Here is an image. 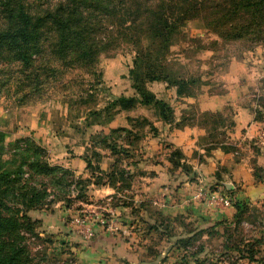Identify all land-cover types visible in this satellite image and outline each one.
<instances>
[{
    "label": "rangeland",
    "instance_id": "obj_1",
    "mask_svg": "<svg viewBox=\"0 0 264 264\" xmlns=\"http://www.w3.org/2000/svg\"><path fill=\"white\" fill-rule=\"evenodd\" d=\"M22 1L29 6L30 12L43 10L46 4L57 2ZM7 2L0 0V30L7 26L8 21L3 14ZM88 7L85 12L90 13V5ZM104 20L97 38L107 47L98 54L92 67L76 63L62 66L54 62L55 73L50 78L47 79L44 72H38L36 76L39 79L31 84L13 54L0 51L1 164L6 165L14 180L18 178L17 172H22L19 181L9 185L11 189L7 194L0 193V214L3 217L17 216L21 224L19 233L23 236L21 246L28 253L30 264H264L262 169L253 170L255 178L262 183L261 190L254 192L251 201H246L243 195L248 205L246 210L237 219L231 217L228 222L226 220L225 228L214 225L199 228L193 223L181 228L176 225L177 218L174 222L159 216L158 219L149 217L152 220L146 221L144 230L136 221L134 227L129 225L131 229L121 220L122 211L115 214L102 208H90V182L100 184L105 179L96 172L99 170L96 162L101 160L100 152L106 149L113 159L108 170H116V175L107 182L117 184L118 188V195L114 194L109 202L129 207L132 218L138 217L139 213V204L131 202L129 195L122 196L133 180V176L125 177L122 173L141 170L135 166L139 160L133 148L152 133L150 125L145 126L139 121L142 117H138L139 125L128 122L131 127L126 129L130 132L128 149L122 147L124 144L120 141L126 134L115 132V129L108 134L97 130L90 135L92 125L114 119L117 113L114 99L129 95L134 82L140 81L148 92L152 84L160 83L169 92L164 102L172 107L171 121L174 122L175 117L180 118L175 127H198L197 146L204 152L198 150L195 156L208 155L218 149L235 151L237 147L228 135L232 107L248 106L252 109L253 106L256 119L261 114L263 118L260 120H264V45L221 39L212 28H206L205 20L197 17L185 21L166 52L158 55L157 46L151 48L148 39L130 38L131 35L118 25L113 28L110 20ZM144 52L151 57L144 56ZM148 61L149 65L151 63L150 71L144 68ZM132 70L134 74L131 77ZM148 71L152 76L158 75L159 79L152 81ZM176 83L184 84L180 95L176 94ZM233 89L239 96L231 107L220 113L222 120L215 117L212 121V116L198 109L197 100L201 95L203 98L212 97ZM135 115L146 116L143 118L148 123L155 118L152 109L137 111ZM138 126L140 128L136 129ZM177 151L179 165L172 170L189 172L191 180H194L193 166L181 162L182 151ZM34 159L41 167L56 169L35 168L31 165ZM66 160H72L74 164ZM78 170L84 172L77 174ZM92 177L94 181H91ZM33 190L37 199L27 206L28 200H24L21 193L27 192L30 197ZM222 193L231 205L234 198ZM141 209L147 208L142 204ZM92 211L114 216L127 230L125 234H111L106 231L97 233L99 228H96L94 236L126 242L134 251L133 256L127 259L110 254L108 250L111 247L102 240L103 246L100 242L93 244L98 252L90 254L92 238L80 237L71 220ZM156 225L161 231L153 230Z\"/></svg>",
    "mask_w": 264,
    "mask_h": 264
},
{
    "label": "trees",
    "instance_id": "obj_2",
    "mask_svg": "<svg viewBox=\"0 0 264 264\" xmlns=\"http://www.w3.org/2000/svg\"><path fill=\"white\" fill-rule=\"evenodd\" d=\"M5 5L3 14L8 22L7 26L0 30V51L13 54L23 72L27 73L31 84L39 79V76H36L38 72H44V76L50 78L55 73L52 67L54 62L62 66L76 63L90 64L92 67L98 54L107 47L97 38V33L103 29L102 19L110 20L113 28L118 25L127 35H131L130 38L148 39L151 48L157 46L158 55L166 52L185 21L197 17L205 20L206 28H212L221 39L245 40L264 45V0H57L56 3L46 4L43 10L36 12H30L29 6L22 0H8ZM89 5L90 13H87L85 11ZM145 55L151 57L149 53L144 52ZM149 62L144 66L147 70L151 67ZM135 67L138 68L137 63ZM149 71L147 75L152 81L159 79L158 75L152 76ZM130 74L132 77L133 70ZM140 84V81L134 82L131 86L134 91L132 96L120 95L114 99V105L117 104L116 111L142 105L156 111L157 116L164 122L171 123V105L157 100ZM176 84V94L180 95L184 84ZM203 114L212 116V121L215 117L222 120L220 113ZM259 116V119H262L261 114ZM140 119L128 118V122L139 125V120L145 126L151 127V122L148 123L145 118ZM180 126L182 125H178ZM138 128L140 127H136ZM114 131L125 133L126 136L121 142L130 145L127 138L130 132L124 128ZM2 141L3 135L0 133V144ZM2 151L3 148L0 147V193L7 194L8 189H11L9 185L17 183L22 172H17L16 180L11 178L12 173L6 165L1 164ZM178 154V151L171 154L173 167L179 165ZM31 165L43 170L56 169L41 167L37 159H34ZM254 170L261 168L255 166ZM222 191L232 197L235 195V191L227 190L225 186H222ZM23 192L21 195L24 200H28L25 205H32V201L37 199V194H34L33 190L29 197L27 192ZM246 203L237 199L232 201L230 206L234 209L233 219L243 214L248 206ZM227 222L223 220L214 226L225 228ZM20 225L17 216L3 217L0 214V264H30L28 253L21 246L23 236L19 233ZM153 230L159 231L156 226Z\"/></svg>",
    "mask_w": 264,
    "mask_h": 264
},
{
    "label": "crops",
    "instance_id": "obj_3",
    "mask_svg": "<svg viewBox=\"0 0 264 264\" xmlns=\"http://www.w3.org/2000/svg\"><path fill=\"white\" fill-rule=\"evenodd\" d=\"M130 90L129 95L123 96H132L134 91L130 92ZM149 90L157 100L167 101L166 95L169 92L165 86L154 83L149 87ZM238 96L239 93H235L234 89L212 97L203 98L201 95L197 100V106L201 113H222L227 107L232 106V102ZM187 103L190 102L187 101ZM180 106L184 105L181 103ZM147 109L150 108L142 105H136L128 110L118 109L112 121L92 125L90 135L97 130L108 134L112 129H131L128 118L146 117L135 115V113ZM154 115L155 118L150 120L152 133L137 148H133V153L139 160L135 166L141 170H126L122 173L125 177L133 176L132 183L130 182L131 186L128 188L131 189L130 192L128 189L124 190L122 196L129 195L131 202L139 204L138 217L135 215L136 217L132 218V214L129 212L130 208L122 206L123 203L111 205L109 202L115 195H118V192L116 193L118 188H116L117 184L107 182L116 175V170H108L113 159L106 149L100 152L101 160L96 162L99 169L96 172L103 175L105 179L100 184L90 182V208H102L115 214H120L119 210L122 211L121 220L127 224V228H131L129 225L134 227L136 221L140 224L141 230H144L146 221H151V218L158 219L159 216L168 217L171 221L177 218L176 225L180 227L185 228L193 223L199 228H207L217 222L230 220L234 214V209L231 206H223L216 202V198L226 197L221 191L222 186L229 184L230 191H235L233 198L243 201H245L243 195L246 196V201L247 199L251 201L254 192L261 190L262 183L253 175V168L256 166L264 170V120L256 119L253 106L252 109L248 106L236 105L234 108L232 107L231 129L228 131V135L237 147L236 150L218 149L211 151L208 155L198 154L195 156L196 151L200 150L197 146V126L175 127V123L179 122L180 118L175 117L174 122L166 123L157 116L156 111H154ZM175 115H177L176 112ZM121 143L124 144L122 147L125 149L130 147L124 142ZM177 150L182 151L181 162L193 166L194 180H191L189 173L172 170L173 165L170 157L172 152ZM200 152L204 151L200 150ZM69 161L72 160H66L67 163ZM72 163L74 164V161ZM82 172L84 171H76L77 174ZM91 181H94L93 177ZM125 198L121 197V199ZM142 204L146 206V210L141 209ZM156 227L160 230L159 226L156 225ZM102 232L103 230L98 229L97 233ZM141 236L145 235L141 234ZM101 240L111 247L108 250L110 254L122 255L127 259L134 255V251L129 248L126 242L106 239L100 235L94 236L90 240V254L98 252L93 246L96 242H100L103 246Z\"/></svg>",
    "mask_w": 264,
    "mask_h": 264
},
{
    "label": "built area",
    "instance_id": "obj_4",
    "mask_svg": "<svg viewBox=\"0 0 264 264\" xmlns=\"http://www.w3.org/2000/svg\"><path fill=\"white\" fill-rule=\"evenodd\" d=\"M216 202L223 206H230V201L223 196L216 198ZM71 224L75 227L77 234L87 240L93 238L96 228L111 234H125L127 231L117 222L114 216L97 214L93 211L74 217Z\"/></svg>",
    "mask_w": 264,
    "mask_h": 264
},
{
    "label": "water",
    "instance_id": "obj_5",
    "mask_svg": "<svg viewBox=\"0 0 264 264\" xmlns=\"http://www.w3.org/2000/svg\"><path fill=\"white\" fill-rule=\"evenodd\" d=\"M225 187L227 188V190H231V186L229 184H226Z\"/></svg>",
    "mask_w": 264,
    "mask_h": 264
}]
</instances>
